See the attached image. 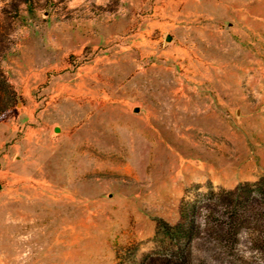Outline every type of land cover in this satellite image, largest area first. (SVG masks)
<instances>
[{
  "label": "rangeland",
  "instance_id": "obj_1",
  "mask_svg": "<svg viewBox=\"0 0 264 264\" xmlns=\"http://www.w3.org/2000/svg\"><path fill=\"white\" fill-rule=\"evenodd\" d=\"M0 69V264H264V0H0Z\"/></svg>",
  "mask_w": 264,
  "mask_h": 264
},
{
  "label": "trees",
  "instance_id": "obj_2",
  "mask_svg": "<svg viewBox=\"0 0 264 264\" xmlns=\"http://www.w3.org/2000/svg\"><path fill=\"white\" fill-rule=\"evenodd\" d=\"M29 7L31 5V0H22ZM18 96L16 91L13 89L12 85L3 74L0 69V113L5 109L12 107L17 102ZM258 185V191L260 194V198H255L254 200L259 203V205L264 209V179H261L254 183ZM226 193L230 196V198H226V205L230 206L232 211L230 214L231 221L228 224L229 230L235 223V213H237L240 200L238 197L233 196L235 191H225L221 190L219 193H215L218 197H223L222 195ZM250 198V197H249ZM247 198L246 200H248ZM197 204L193 201H184L179 205L178 208V220L174 224H170L162 218H157L155 222L156 227V235L161 237L162 239H167L173 243V245L177 248L187 246L195 237V233L197 231V220L195 216V211L197 209ZM245 207V206H243ZM246 210V209H242ZM241 210V211H242ZM234 227V226H233ZM228 240V239H227ZM222 241L225 239L222 238ZM116 264H124V258L117 253V263ZM131 264H135L133 260Z\"/></svg>",
  "mask_w": 264,
  "mask_h": 264
},
{
  "label": "water",
  "instance_id": "obj_3",
  "mask_svg": "<svg viewBox=\"0 0 264 264\" xmlns=\"http://www.w3.org/2000/svg\"><path fill=\"white\" fill-rule=\"evenodd\" d=\"M166 39H169V36H167V38ZM134 110H137V109H134Z\"/></svg>",
  "mask_w": 264,
  "mask_h": 264
}]
</instances>
